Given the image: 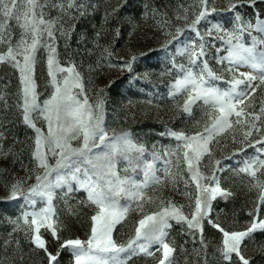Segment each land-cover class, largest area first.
<instances>
[{
	"label": "snow or ice",
	"instance_id": "6c2138e0",
	"mask_svg": "<svg viewBox=\"0 0 264 264\" xmlns=\"http://www.w3.org/2000/svg\"><path fill=\"white\" fill-rule=\"evenodd\" d=\"M208 3L209 0H197L191 6L194 16L191 20L189 8H183L185 26L177 27L176 34L167 42L170 45L179 41L184 47L177 50L188 55L187 66L179 65L173 69L177 76L170 84V95L186 94L180 106L184 113L190 114L193 106L202 102L208 116L202 132L194 135L171 131L164 133L183 142L177 152L165 155L179 157L182 154V163L188 174L185 184L195 185V195L190 197L193 201L191 211L185 214L171 201H161L157 211L144 214L143 189L148 181L139 184L127 176L121 177L117 159L126 160L132 169L146 167V177L158 183L152 172V164L142 161L145 146L135 141L127 131L109 135L104 126L103 100L90 105L87 97L83 96L80 73L75 65L69 63L62 66L58 59L59 39L70 38L64 17L72 19L74 12L84 15L88 7L95 8L96 5L91 4L90 0H0V45L6 46V51H0V62L11 63L20 73L19 99L15 107L23 123L34 131L31 162L35 168L42 169V173L35 174V183L27 190L23 188L26 181L20 180L9 187V195L12 199L21 197L33 206L37 203V197L47 200V207L26 213L23 222L28 225L31 243L44 251L48 264H59L60 252L65 250L71 253L73 264H128V260L137 254L153 255V246H157L156 251L161 254L157 264H173L175 249L166 240L170 220L186 224L189 234L193 236L199 231L200 243L206 247L202 221L209 216L213 200L217 197L227 199L231 193L221 187L216 175L221 163L219 160L215 161L217 168L210 175L201 172L200 164L206 155H212L210 144L234 128L242 132L241 143L255 148L256 154L243 160V166L238 171L248 174L254 181L251 187L258 192L257 200L242 230L225 229L210 219L208 223L221 233L216 249L220 264H252L245 255L244 241L251 239L256 231H264V179L258 176V173H264V123H261L264 99L258 105L255 103L258 89L264 87V12H258L254 18L246 20L236 11L237 8L244 4L255 8L257 0H229V10L235 12L233 28L228 30L217 24L201 32L202 22L216 11L215 8L209 10ZM48 7L57 9L60 15L48 16L44 11ZM120 7L122 5L114 7L111 14L118 13ZM11 20H15L20 29L19 38L15 41L9 25ZM185 33L189 34L190 43L179 39ZM245 36L250 38L251 46L245 45ZM209 40H219L227 46L228 55L216 57L224 74H218L208 62ZM41 50L52 89L42 102L34 79ZM219 51L217 49V53ZM104 54L112 55L107 48L103 50ZM241 65L250 66L258 71V75L239 71ZM112 66L131 71L132 61ZM257 80L259 83H254ZM217 82H223L228 87L222 88ZM233 116L234 121L230 119ZM38 120H42L43 124L38 126ZM254 135L259 138L252 139ZM74 141L77 142L75 145ZM9 153L11 149L5 153L0 143V155L7 156ZM51 160L55 163H51ZM32 172V169L28 170L27 179L33 178ZM64 187L68 193L83 190L87 194V201L96 208L91 216L90 235L86 240L69 237L61 241L60 226L54 218L51 201L54 189ZM121 196L141 202L138 207L142 218L136 222L134 237L126 244H117L112 235L114 226L128 212V208L119 205ZM41 228L50 231L59 242L56 254L48 251Z\"/></svg>",
	"mask_w": 264,
	"mask_h": 264
},
{
	"label": "rangeland",
	"instance_id": "374dc122",
	"mask_svg": "<svg viewBox=\"0 0 264 264\" xmlns=\"http://www.w3.org/2000/svg\"><path fill=\"white\" fill-rule=\"evenodd\" d=\"M90 2L96 7H88L84 15L74 12L72 19L64 17L65 28L70 30V38L59 39L58 59L62 66L69 63L75 65L80 73L83 96L87 97L90 105L103 100L104 126L109 135L127 131L135 141L145 146L142 161L152 164V172L158 183L146 177V167L132 169L126 160L117 159V169L121 177L127 176L139 184L148 181L147 187L143 189L144 214L157 211L161 201H171L188 214L191 211L190 204L193 203L190 197L195 195V185L185 184L188 174L182 163V154L179 157L165 155L177 152L183 142L164 133L171 131L194 135L202 132L208 116L202 102L193 106L190 114L184 113L180 106L186 94L175 97L170 95V84L177 76L173 69L179 65L187 66L188 55L177 50L184 47L179 41L170 45L167 42L176 34L177 27L185 26L183 8H189V20L194 19L191 6L197 0ZM117 5H122L119 12L111 14ZM212 8L216 11L202 22L200 31L204 32L217 24L231 30L235 12L229 10V0H209L208 9ZM44 11L50 17L60 15L52 7L45 8ZM236 11L246 20L252 19L258 12H264V0H257L255 8L244 4ZM9 25L15 41L19 38L20 29L15 20L9 21ZM179 39L186 43L191 42L188 33ZM244 42L246 46H251L249 37L245 36ZM105 48L112 53L110 57L107 54L102 55ZM226 48L219 40H209L207 45L208 62L218 74H224V70L217 63L216 57L227 56ZM217 49L220 50L219 53ZM0 51H6V46L0 45ZM126 61H132L131 71L112 66ZM239 71L258 75V71L248 65H241ZM19 77L18 69L11 63L0 62V96L3 97L0 101V143L3 144L5 153L11 149L7 156L0 155V264H48L44 251L31 243L28 225L23 222L26 213L47 207V200L37 197V203L33 206L21 197L12 199L9 195V187L13 183L25 180L23 188L27 190L35 183V174L42 173V169L35 168L31 162L34 131L23 123L15 107L19 99ZM34 79L42 102L52 90L43 50L38 55ZM217 83L222 88L228 87L223 82ZM254 83L258 84L259 81ZM261 99H264V87L258 89L255 103L258 105ZM230 119L234 121L235 117ZM261 123H264V118ZM37 124L40 126L43 121L38 120ZM46 130L44 126V131ZM258 138L255 135L252 137ZM242 140L241 130L234 128L226 135L221 134L210 144L212 155H206L202 159L200 170L203 174L210 175L217 168L215 161L219 160L221 163L216 175L221 187L231 195L227 199L217 197L211 202L209 216L202 221L206 247H202L200 243L199 231L193 236L189 234L186 224L169 221L171 227L166 229V240L175 249L172 254L173 264H220L216 249L221 237L210 231L214 227L208 220L222 227H233L232 230H242L249 221L248 213L254 207L258 192L251 187V183H254L252 178L238 169L243 166V160L256 153L254 147L241 143ZM76 143L73 142L74 145ZM50 162L55 163L54 160ZM30 169L33 170V178L27 179ZM258 176L264 179V173H258ZM139 203L141 202L132 201L125 196L119 198V205L128 208V212L113 228L112 235L117 244H126L134 237L136 222L142 218ZM51 208L60 226L61 241L69 237L82 240L88 238L91 216L95 214L96 208L87 201L86 192L79 190L68 193L66 187L54 189ZM230 211L242 219L229 220ZM41 232L47 242L48 251L56 254L59 242L50 231L41 228ZM243 247L252 264H264V231H256L251 239L244 241ZM156 248L157 246H153L151 249L153 255L137 254L128 260V264H157L161 254ZM58 260L59 264H73V257L67 250L60 252Z\"/></svg>",
	"mask_w": 264,
	"mask_h": 264
},
{
	"label": "trees",
	"instance_id": "16d2710c",
	"mask_svg": "<svg viewBox=\"0 0 264 264\" xmlns=\"http://www.w3.org/2000/svg\"><path fill=\"white\" fill-rule=\"evenodd\" d=\"M230 213V215H229V220H235V221H240L242 218H241V216H239L238 217V215L237 216H234V214H232V212L230 211L229 212ZM237 218H239V219H237ZM224 227H226V225H223ZM225 229H230V230H232V229H234L233 227H226ZM210 231L213 233V234H215L216 236H218V237H221V233H219V231L217 230V229H215V228H210ZM44 254V253H43Z\"/></svg>",
	"mask_w": 264,
	"mask_h": 264
}]
</instances>
